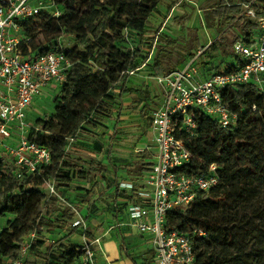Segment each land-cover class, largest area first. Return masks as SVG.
<instances>
[{
  "label": "trees",
  "instance_id": "trees-1",
  "mask_svg": "<svg viewBox=\"0 0 264 264\" xmlns=\"http://www.w3.org/2000/svg\"><path fill=\"white\" fill-rule=\"evenodd\" d=\"M55 1L62 9L61 17L43 11L34 18L18 21L25 41L22 43L24 54L62 51L72 65L60 87L54 113L38 118L29 132L30 140L50 151L51 163L19 179L13 162L7 157L0 160V217L14 216L0 231L2 263L20 260L32 233L36 238L31 241L24 264H35L27 260L28 256L40 254H43L44 264H77L80 261L82 246L71 247L66 242L79 227H73L64 238L48 246L45 235L64 230L74 223L75 212L61 201V198L67 201L61 195L64 188L75 179L91 182L95 173H105L108 167L91 162L87 170H79L68 158V147L85 126L97 127L100 120L111 116L113 108L109 101L114 99L116 89L121 90L120 95L132 91L127 87L130 72L138 71L151 59L142 44L149 22L162 4V0ZM211 1L213 5L208 9L206 20L220 26L231 23V28L240 30L232 42V51L236 42L256 34L258 26L240 17L244 5L253 0ZM258 1L264 3V0ZM126 31L141 39L140 48L134 50L128 46ZM39 34L43 36L42 40L37 39ZM65 37L71 47L64 44L61 50L58 40ZM175 46L176 40L165 36L157 47L153 62L159 77L173 72L167 68L162 70V67L173 58ZM219 46L221 43L215 41L203 49L199 60L203 79L216 72L235 71L242 64L241 58L233 52V61L226 70L204 65L203 57H209ZM223 47V52L228 55L227 46ZM195 55L179 62L177 69ZM221 97L231 113L237 116L235 124L222 127L214 117L199 110L198 136H188L180 129V123L177 132V137L185 141L194 156L193 162L180 171L200 174L210 165L217 164L221 182L209 192H200L188 208L169 212L167 227L191 239L195 250L194 264H264V93L251 83L227 87L222 90ZM151 111L150 105L146 104L141 112L148 126L151 125ZM116 134L117 127L111 140ZM144 157L150 160H143L125 180L133 183L135 190L142 187L144 176L154 165L153 153ZM108 159L110 161L111 157ZM113 170L119 171L114 165ZM51 183L58 196L49 193ZM121 183L115 186V192L118 199L124 200L125 208L117 210L113 225L120 216H126L130 204L136 203L135 190L123 189ZM199 232L204 235L200 236ZM87 236L88 240L95 239ZM143 264H156L155 252L153 260Z\"/></svg>",
  "mask_w": 264,
  "mask_h": 264
},
{
  "label": "built area",
  "instance_id": "built-area-1",
  "mask_svg": "<svg viewBox=\"0 0 264 264\" xmlns=\"http://www.w3.org/2000/svg\"><path fill=\"white\" fill-rule=\"evenodd\" d=\"M43 11L59 18L63 15L55 0H0V160L9 158L19 179L33 174L52 161L48 149L30 140L33 125L28 110L38 97L47 96L46 89L60 88L72 63L62 51L26 55L22 50L24 36L18 21L34 18ZM258 26L252 38H243L233 45V52L242 64L232 72L213 73L203 79L199 60L205 50L189 59L186 65L157 78L163 89V99L152 113L151 129L158 149L157 163L135 190L133 183L123 182L121 188L134 192L136 203L130 204L126 216H120L117 227L128 226L151 240L156 264H194L193 242L184 234L170 230L166 217L169 212L188 208L200 192H209L221 182L219 167L212 164L200 174H186L181 168L194 160L184 140L177 137L178 126L190 137L198 136L197 111L214 117L222 127L237 121L221 92L227 87L254 84L264 93V3L253 0L244 5L240 17ZM64 38L58 40L63 50ZM135 74L134 71L130 75ZM1 174V172H0ZM48 191L57 195L54 184ZM73 212L76 208L61 198ZM81 217V215H79ZM83 220L73 223L74 227ZM203 236V232H199ZM32 233L22 249V257L15 262L24 264ZM29 241V242H28ZM50 244H54L51 240ZM101 239L86 240L83 255L77 264H100Z\"/></svg>",
  "mask_w": 264,
  "mask_h": 264
},
{
  "label": "rangeland",
  "instance_id": "rangeland-1",
  "mask_svg": "<svg viewBox=\"0 0 264 264\" xmlns=\"http://www.w3.org/2000/svg\"><path fill=\"white\" fill-rule=\"evenodd\" d=\"M213 5L211 0H162L160 11L155 14L148 27L145 42H143L144 52L151 58L145 65L131 75L127 84L132 91L120 95L118 88L114 91V99L109 101L113 110L111 116L100 120L97 127L85 126L75 142L68 147V158L78 166L80 170H87L89 164L105 165L108 171L94 174L93 181L75 179L67 188H64L62 196L72 204L76 210L74 222L83 220L79 226L76 236L66 241L69 246H83L88 240L87 235L97 237L102 228L114 226L112 219L116 218L117 210L124 209L123 199H118L115 186L119 182H124L131 176L130 171L135 170L143 162L149 161L145 155L154 154L153 163H157L158 149L154 143V133L147 120L142 118L141 112L146 104L151 107L152 116L155 108L163 99V89L159 85L158 72L154 70V58L157 54V47L161 44L165 36L176 40L175 50L171 61L163 64V69L174 71L184 62L186 58L195 52L211 46L215 41L221 43L216 51L209 57H203L204 65L212 69L220 68L226 70L233 61L232 42L238 36V27L231 28V23L218 25L215 21H207L208 9ZM169 7L171 8L169 11ZM129 40L128 46L134 50L141 47V39L130 31H126ZM43 36L38 35L37 39L42 40ZM65 37L66 47H71V43ZM223 46H227L228 55L223 51ZM212 60V62L208 61ZM206 62V63H205ZM210 62V63H208ZM60 88L48 92L47 96L38 97L32 108L28 110V120L31 125L38 118H44L54 113L55 101ZM117 127L116 137L112 139L114 129ZM111 157L112 164L108 157ZM113 165L118 167V173L113 170ZM83 214L85 216H79ZM82 214V215H83ZM14 216L7 215L0 217V231L5 228ZM73 224L64 230L46 233V246L51 240L58 241L70 233ZM29 242V241H28ZM31 244V242H29ZM146 252L145 255H149ZM34 257L28 256L29 262L44 264L43 254ZM148 261L151 256H146Z\"/></svg>",
  "mask_w": 264,
  "mask_h": 264
},
{
  "label": "crops",
  "instance_id": "crops-1",
  "mask_svg": "<svg viewBox=\"0 0 264 264\" xmlns=\"http://www.w3.org/2000/svg\"><path fill=\"white\" fill-rule=\"evenodd\" d=\"M46 91L48 94V92L53 90L46 89ZM82 214V217L85 216ZM75 236L76 234L70 237V239ZM95 238L101 239V251L99 252L100 264H134V262L143 264L148 261L146 256H151L153 260L155 251L151 240L147 236L139 234L131 227H117V225H114L109 228H102ZM148 251L150 254L145 255Z\"/></svg>",
  "mask_w": 264,
  "mask_h": 264
}]
</instances>
